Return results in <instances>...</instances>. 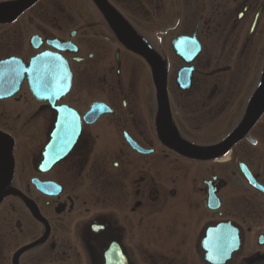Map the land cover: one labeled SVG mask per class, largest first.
Segmentation results:
<instances>
[{"label":"flooded vegetation","instance_id":"af4514ba","mask_svg":"<svg viewBox=\"0 0 264 264\" xmlns=\"http://www.w3.org/2000/svg\"><path fill=\"white\" fill-rule=\"evenodd\" d=\"M102 2L38 0L0 23V264H216L221 223L239 239L224 264H264V109L216 157L261 86L264 0ZM113 24L162 69L164 125L150 64ZM42 54L68 65L69 91L38 100L24 75L12 95L10 61ZM60 107L78 134L51 135ZM235 170L246 189L225 212Z\"/></svg>","mask_w":264,"mask_h":264},{"label":"water","instance_id":"95a60500","mask_svg":"<svg viewBox=\"0 0 264 264\" xmlns=\"http://www.w3.org/2000/svg\"><path fill=\"white\" fill-rule=\"evenodd\" d=\"M36 1L38 0H18L0 5V23L14 21L34 3H36ZM94 2L102 11H105L106 6L103 4L102 0H94ZM112 29L119 40L126 47L134 52L142 54V56L150 64L153 70L154 80L158 91L159 106L162 112L161 123L164 125V121L167 120V104L164 96V73L162 69L160 70L156 65L157 60L154 58V56L145 50V48L141 46L140 42L134 38L122 24H113ZM10 62L12 65V95L18 91L24 75H26L28 78L30 91L36 98H38V100H43L41 97L42 92H47V94H50L56 90L55 93H58L56 94L58 99V96H63L70 89L71 74L69 72L68 65L62 59L56 56L49 54L39 55L30 61L28 67H24V65L16 59H13ZM51 88H53V90H51ZM263 109L264 74L261 86L254 97L253 103L250 106L244 120L225 142L219 146H216V157L227 153L230 148L247 133L249 128L260 117ZM97 110H99V106H93L92 110L84 117V121L89 124L90 122H93L89 121L88 118L91 117L92 113H95ZM57 111L58 116L51 135H63V133H71L72 135L78 134L80 131V125L79 120L74 112L65 107H60L57 109ZM163 131L167 132L164 128ZM178 143H180L178 149L192 157H212L215 149H195L190 146H182L183 144L179 141ZM242 173L251 184H254L255 187H258V185H256L251 179L249 173L246 172L243 167ZM258 188L263 190L260 187ZM219 208L220 201L216 197V210ZM238 247L239 239L236 229L233 228L230 223L218 224L216 226V264H224L230 260L231 255L238 250Z\"/></svg>","mask_w":264,"mask_h":264},{"label":"rangeland","instance_id":"374dc122","mask_svg":"<svg viewBox=\"0 0 264 264\" xmlns=\"http://www.w3.org/2000/svg\"><path fill=\"white\" fill-rule=\"evenodd\" d=\"M236 173H237V171H236ZM229 184L231 187H233V189H231V191H230L231 193L227 192L225 195H223V198L225 200V205L227 207L225 209V212L228 211V208H229L228 205H230L232 207L234 205H236V203L239 200V197L244 194L245 189H246V185L238 173H237V175H235L234 178L230 179ZM236 199H237V201H235ZM223 210L224 209H222L221 211H223Z\"/></svg>","mask_w":264,"mask_h":264},{"label":"snow or ice","instance_id":"6c2138e0","mask_svg":"<svg viewBox=\"0 0 264 264\" xmlns=\"http://www.w3.org/2000/svg\"><path fill=\"white\" fill-rule=\"evenodd\" d=\"M209 259H211V256H209Z\"/></svg>","mask_w":264,"mask_h":264}]
</instances>
